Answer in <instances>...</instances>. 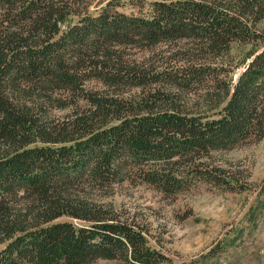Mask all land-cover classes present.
I'll use <instances>...</instances> for the list:
<instances>
[{
	"label": "trees",
	"instance_id": "obj_1",
	"mask_svg": "<svg viewBox=\"0 0 264 264\" xmlns=\"http://www.w3.org/2000/svg\"><path fill=\"white\" fill-rule=\"evenodd\" d=\"M263 21L264 0H0V264H160L118 187L245 191L214 155L264 137ZM235 44L261 46L232 80Z\"/></svg>",
	"mask_w": 264,
	"mask_h": 264
},
{
	"label": "rangeland",
	"instance_id": "obj_2",
	"mask_svg": "<svg viewBox=\"0 0 264 264\" xmlns=\"http://www.w3.org/2000/svg\"><path fill=\"white\" fill-rule=\"evenodd\" d=\"M119 8L130 11L128 3ZM74 21L76 17L70 16L62 27L67 28ZM258 27L264 33V21ZM260 46L235 44L218 62L226 64L231 71L229 78L235 80L244 70L248 56ZM169 50L170 47H159L152 52L130 53L136 58L150 56L162 63L173 56ZM182 96L186 109L205 110L203 97ZM57 114L63 116L64 111ZM214 156L247 186L245 191L232 192L201 184L172 199L146 185L124 184L107 198L121 216L144 228L152 243L168 256L160 264H264V137L252 145ZM93 264L132 263L99 259Z\"/></svg>",
	"mask_w": 264,
	"mask_h": 264
}]
</instances>
